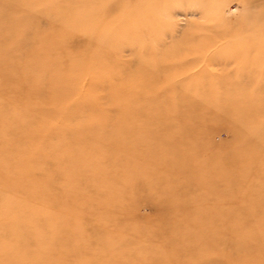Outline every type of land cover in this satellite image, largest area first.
Segmentation results:
<instances>
[{"label": "rangeland", "instance_id": "rangeland-1", "mask_svg": "<svg viewBox=\"0 0 264 264\" xmlns=\"http://www.w3.org/2000/svg\"><path fill=\"white\" fill-rule=\"evenodd\" d=\"M7 2L20 29L66 38L88 68L68 110L46 106L55 120L25 164L59 148L71 167L54 192L42 173L40 264H235L212 224L264 222V0Z\"/></svg>", "mask_w": 264, "mask_h": 264}, {"label": "bare ground", "instance_id": "bare-ground-1", "mask_svg": "<svg viewBox=\"0 0 264 264\" xmlns=\"http://www.w3.org/2000/svg\"><path fill=\"white\" fill-rule=\"evenodd\" d=\"M9 10L7 0H0V215H9V222L0 227V258H8V254L11 256L9 250L13 249L12 253H16L14 249L19 248L18 256L15 254L10 264H40L39 232L43 227L40 220L43 216L41 204L45 188L41 180L42 173L46 172L47 187L54 192L58 188L60 171L65 172L68 167L65 162L64 165L60 164L59 148H53V156H47L45 163L40 159L33 167H26L25 164L41 155L40 138L47 125L50 122L53 124L55 120L47 113L46 106H54V110H68V104L64 106L61 103L70 100L75 85L79 84L80 75L74 78L75 69L88 68L76 63V55L68 51L66 45L69 40L23 31L11 18ZM72 36L76 35H69ZM46 76L48 79L44 78ZM104 95L109 111L119 112L121 98L115 99L108 92ZM90 104L85 100L78 107L84 105L90 108ZM96 104L98 102L93 100L92 105ZM62 107L66 108L63 110ZM46 135L47 138L56 136L53 133ZM111 135L119 133L112 132ZM52 198H55V194ZM51 208L55 211L56 205H51ZM262 223L236 226L232 222L214 221L212 232L215 245L217 247L222 241L228 242L227 247L232 246V251H235V264H264V250L260 252L256 246L248 244L249 240L264 242ZM223 234L227 236L226 239L219 237ZM232 238L234 242L227 241ZM24 251L28 258L22 257ZM218 262L215 260L216 264Z\"/></svg>", "mask_w": 264, "mask_h": 264}]
</instances>
